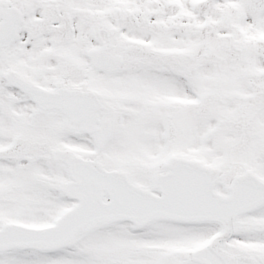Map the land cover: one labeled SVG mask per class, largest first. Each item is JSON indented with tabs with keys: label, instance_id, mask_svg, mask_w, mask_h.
<instances>
[{
	"label": "snow or ice",
	"instance_id": "1",
	"mask_svg": "<svg viewBox=\"0 0 264 264\" xmlns=\"http://www.w3.org/2000/svg\"><path fill=\"white\" fill-rule=\"evenodd\" d=\"M0 264H264V0H0Z\"/></svg>",
	"mask_w": 264,
	"mask_h": 264
}]
</instances>
